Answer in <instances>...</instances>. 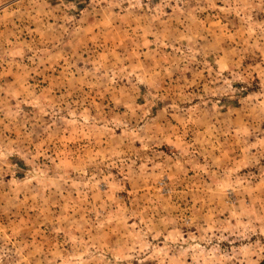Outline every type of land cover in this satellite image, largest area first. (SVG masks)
Instances as JSON below:
<instances>
[{
  "label": "rangeland",
  "instance_id": "rangeland-1",
  "mask_svg": "<svg viewBox=\"0 0 264 264\" xmlns=\"http://www.w3.org/2000/svg\"><path fill=\"white\" fill-rule=\"evenodd\" d=\"M0 264H264V0H0Z\"/></svg>",
  "mask_w": 264,
  "mask_h": 264
}]
</instances>
